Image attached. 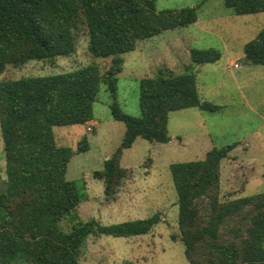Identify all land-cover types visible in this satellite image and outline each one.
Instances as JSON below:
<instances>
[{
  "label": "trees",
  "instance_id": "trees-1",
  "mask_svg": "<svg viewBox=\"0 0 264 264\" xmlns=\"http://www.w3.org/2000/svg\"><path fill=\"white\" fill-rule=\"evenodd\" d=\"M237 14L264 11V0H223ZM197 19L196 6L155 7V0H0V70L8 63L52 59L75 49L73 28L83 23L88 50L110 57L101 73L97 63L44 76L0 80V131L5 154V189L0 192V258L22 253L31 264H80L89 234L131 236L146 233L160 213L102 224L78 221L69 231L59 221L83 199L74 180L65 177L73 150L58 144L55 125L93 120V102L101 84L110 94L111 115L125 125L120 145L95 174L105 179V191L124 176L122 149L136 137L167 142L171 111L198 107L217 111L220 105L202 100L192 71L160 69L138 78L140 115L116 102L123 54L136 43ZM248 62L264 65V26L244 43ZM220 57L214 48H190L193 63ZM233 144L212 147L199 159L169 165L177 193V223L189 264H264V191L219 201L220 163ZM88 149V138L77 150ZM204 211H203V210ZM239 218V219H238ZM239 220L234 226L229 221ZM240 223L242 226H239ZM222 230H228L224 239Z\"/></svg>",
  "mask_w": 264,
  "mask_h": 264
},
{
  "label": "rangeland",
  "instance_id": "rangeland-1",
  "mask_svg": "<svg viewBox=\"0 0 264 264\" xmlns=\"http://www.w3.org/2000/svg\"><path fill=\"white\" fill-rule=\"evenodd\" d=\"M184 6H196V22L142 39L134 50L122 55L116 102L122 111L139 116V77L160 69L188 70L196 75L199 98L220 105L219 110L188 107L171 111L167 124L170 140L151 142L136 137L130 147L122 149L120 165L125 174L111 183L108 192L104 177L95 171L103 169V161L120 145L125 125L111 115L112 98L105 84L93 102V120L53 126L58 144L73 150L65 177L74 180L83 193V199L59 221L62 230L69 231L78 221L89 219L110 224L160 213V220L146 233L89 234L82 245L80 264H189L177 223L172 162L203 158L212 147L233 144L220 163L218 200L264 191V65L248 62L243 50L244 43L264 26V11L237 14L223 0H155L157 10ZM72 31L73 52L49 60L8 63L0 70V80L56 74L93 62L101 73L106 72L110 57L97 58L90 53L86 26L79 23ZM190 48H214L220 57L193 63ZM83 135L88 138V149L76 151ZM5 181L0 131V192ZM238 219L230 220V227L237 225ZM222 233L224 239L229 238L228 230ZM0 264L31 262L19 252L1 257Z\"/></svg>",
  "mask_w": 264,
  "mask_h": 264
},
{
  "label": "crops",
  "instance_id": "crops-1",
  "mask_svg": "<svg viewBox=\"0 0 264 264\" xmlns=\"http://www.w3.org/2000/svg\"><path fill=\"white\" fill-rule=\"evenodd\" d=\"M196 21H197V19H196ZM196 21H195V22H196ZM170 138H171V137H170Z\"/></svg>",
  "mask_w": 264,
  "mask_h": 264
}]
</instances>
